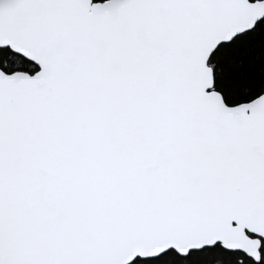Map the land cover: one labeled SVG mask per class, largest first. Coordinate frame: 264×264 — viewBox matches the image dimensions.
<instances>
[{
    "label": "snow or ice",
    "instance_id": "obj_1",
    "mask_svg": "<svg viewBox=\"0 0 264 264\" xmlns=\"http://www.w3.org/2000/svg\"><path fill=\"white\" fill-rule=\"evenodd\" d=\"M0 264H264V0H0Z\"/></svg>",
    "mask_w": 264,
    "mask_h": 264
}]
</instances>
